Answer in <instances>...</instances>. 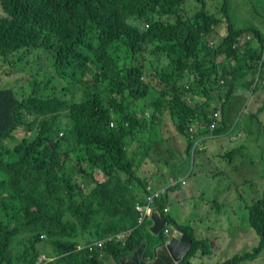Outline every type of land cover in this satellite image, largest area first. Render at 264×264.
Instances as JSON below:
<instances>
[{"label":"trees","instance_id":"obj_1","mask_svg":"<svg viewBox=\"0 0 264 264\" xmlns=\"http://www.w3.org/2000/svg\"><path fill=\"white\" fill-rule=\"evenodd\" d=\"M212 1L0 0V59L8 72L32 78L20 97L14 88L0 87V264H113L143 243L145 256L151 255L166 239L162 230L150 231V218L137 225L134 208L152 178L137 173L141 164L154 155L168 169L174 161L158 153L168 143L161 127L170 126L161 117L167 112L186 138L188 157L189 126L193 137L236 133L228 132L226 105L251 87L264 41V0H239L260 6L248 20L239 16L242 8L234 10L235 0ZM247 34L251 39L243 41ZM35 49L51 54L65 85L35 79L36 72L21 62ZM260 104L262 112L263 99ZM242 135L245 146H230L226 160L237 150L242 155ZM244 189L241 209L257 244L212 264H241L264 250V187L235 182V192ZM167 202L162 197L158 206ZM169 222L191 240L179 264H195L197 254L210 253L208 240L192 226ZM130 228L125 242L84 247ZM40 254L46 259L38 261Z\"/></svg>","mask_w":264,"mask_h":264},{"label":"rangeland","instance_id":"obj_2","mask_svg":"<svg viewBox=\"0 0 264 264\" xmlns=\"http://www.w3.org/2000/svg\"><path fill=\"white\" fill-rule=\"evenodd\" d=\"M216 3L215 0L212 1L213 6L216 5ZM239 7L242 8L239 16L243 19L247 17V20L251 18V13L249 12L260 10V6L254 8L242 6L239 0H235L233 4L234 10ZM262 11L263 10H261V12ZM21 62L26 63V66H30L31 69H33L31 70L32 74L34 71L36 72L35 79L38 82L44 83L49 80V82L53 83L59 82L61 86L66 84L55 75L52 66V57L48 51L43 49L32 50L30 55L22 57ZM8 71V64L0 59V87H12L16 90L17 97H20V88L26 85L28 80L32 78H28V74L25 71ZM51 72L53 77L51 76ZM253 75L254 78H256L257 73H253L252 76ZM258 76L260 82L257 86H261L260 89H264V65L261 67ZM152 84L157 85V83L154 82H152ZM50 86L51 83L48 84L46 88L48 89ZM44 89L43 86V90ZM241 96L243 97L241 98ZM195 97L201 98L197 95H195ZM251 97L252 92L250 91H237L231 97L233 99H230L226 105V115L229 118L236 117L235 119L233 118L235 128L239 126L244 130V138L242 140L247 144L242 155L238 154V156L234 158L231 166V174L229 175H218L214 180L206 178L203 171L208 169V163L205 161L204 155L197 152L198 143L195 141L192 142L189 149L190 157H188L185 152L188 146L186 138L177 134L172 125L169 126V129L164 126L161 127V134L163 138L168 139V143H166V151H164L165 147L162 145L158 148V153L163 152V155L165 153L168 161H170L168 157V155H170L174 161L168 162L169 169L171 171L180 172L183 175L187 174L188 182L184 187L180 188L178 195L182 197L180 202L185 203L187 206L190 205V208L188 210L180 209L177 201L173 199L171 201L170 216L172 218L177 217L178 222L182 225L194 226L196 229L199 228L197 231H194V234H203L209 243L206 241L204 242L210 246L216 237L220 238L219 245L216 246L214 244L213 246L214 248L218 247V249H215L210 255L207 254L202 256L197 254L194 257L195 264L216 263L226 258H231L236 254L251 251L257 244L258 237L247 223L244 212L241 209V204H243L246 199L244 195L246 189L238 193L234 191L235 182H250L251 179L257 182L259 186L264 187V98ZM262 99L263 111L260 112V100ZM214 102L217 101H210V103ZM248 106L249 109L246 111ZM211 108L212 105L209 104V110H211ZM217 110H220V107H218L216 111ZM249 113L253 115H249ZM161 120L162 123L173 121L167 112H164ZM203 125L206 126L208 124L203 123ZM15 133L17 137H22L24 135L22 129L16 130ZM141 137H144V135H141ZM176 137L180 139L177 140ZM236 143H240V141L232 142V145ZM202 149L203 148L199 150ZM149 159L150 162L146 160L142 168L140 166L141 169L139 168V170L141 172H150L151 169L157 166H159V168L167 167V163L163 161V157L154 155L149 157ZM213 162L214 166L220 167L216 160ZM3 175L4 174L0 172V178ZM97 177H99L98 174ZM228 188H230V192L227 193L225 197L218 196ZM185 194L188 195L186 201H184ZM237 196H243V199H237ZM217 201L219 205L212 208L211 205L214 202L217 203ZM178 211L180 212L178 213ZM108 262V259H105L104 264H108ZM12 263L17 264L16 261H12ZM19 264L24 263L20 262ZM241 264H264V250L261 251L254 260L245 261Z\"/></svg>","mask_w":264,"mask_h":264},{"label":"crops","instance_id":"obj_3","mask_svg":"<svg viewBox=\"0 0 264 264\" xmlns=\"http://www.w3.org/2000/svg\"><path fill=\"white\" fill-rule=\"evenodd\" d=\"M260 91H261V93H260ZM240 92H246V91H240ZM258 93H260V94H258ZM242 97L243 96H241V98ZM251 98H264V89L258 88V90L254 93V95ZM235 110H236V108H235ZM233 118L235 119V117H232V118H229V120L232 121ZM166 123H168L169 125H172L171 121L170 122H166ZM235 130H236V133H231V134H226V133L225 134H218L214 138H211L208 133L207 134H204V135L198 136V138H199V145H198L197 152H200L202 155H204L205 161L208 163V169L206 171H203L205 173L204 176L206 178L214 180L215 177L218 176V175H226V174L229 175V174H231V166H232V163L234 161V158H236L238 156V153H240V152L237 150L236 151L237 153H233L227 160H226V157L224 158L223 156H226V153H227V151H228V149H229L230 146H234V147H238L240 145L245 146L242 142L236 143L235 145H232V142H237L238 140H241L242 137L240 138V136L244 133V130L241 129L239 126L236 127ZM238 132H240L241 135L237 137L236 134ZM214 144H216V145H214ZM201 148H203V149L202 150H199ZM214 160H216L218 162V164L220 165V167L214 166V162H213ZM143 164L144 163L141 164V168H142V165ZM158 169H160V172H159ZM137 173H140L141 175H144V173H148V174L151 173V175H152L151 180L155 184H161L162 182H164L166 180V178L168 176H170L172 174L168 170V168H166V167L159 168V166H157L156 168L151 169L150 172H146V171L145 172H141L138 169L137 170ZM156 173H158L157 176H156ZM181 175H183V174H181ZM250 181H252V179ZM187 183L188 182H187V178H186V184ZM179 190H180V188L174 189L167 196L168 205H169V212H168V216L169 217L166 215V218L168 220H169V218L174 219L177 223H179L178 222V218L177 217L176 218H172L170 216L171 201L173 199H175L177 201L178 206L180 207V209L188 210L190 208V205L187 206L185 203H181L180 202V200H181L182 197L178 195L179 194ZM226 190L221 193L222 195L219 194L218 196L225 197L227 195V193L230 192V191H226ZM187 199H188V195L185 194L184 195V201H186ZM218 205H219V202L217 201V203L214 202L211 205V207L212 208H215ZM179 212L180 211H178V213ZM152 217H153V219H152ZM157 218H158L157 216H155L153 214L151 215V217H150V220H151L150 226H152L153 223H157ZM150 226H149V228H150ZM192 227L194 228V226H192ZM198 229H196V227H195L194 228V231H197ZM196 234H197L196 236L199 237V238H205L204 235L201 234V233H196ZM219 242H220V238L219 237H216L212 241V243H211V251H210L209 255L212 254V252H214L215 249H218V247L217 248H214L213 246H214V244L216 246H218L219 245ZM108 261H109L108 264H111V261L110 260H108Z\"/></svg>","mask_w":264,"mask_h":264},{"label":"built area","instance_id":"obj_4","mask_svg":"<svg viewBox=\"0 0 264 264\" xmlns=\"http://www.w3.org/2000/svg\"><path fill=\"white\" fill-rule=\"evenodd\" d=\"M252 35H245L244 36V40L247 39H251ZM263 38H264V32H263ZM259 55L260 58L256 61V70L255 73H257L255 81H254V85L253 87L260 82L259 80V76L258 73L261 70V67L264 65V41L260 47L259 50ZM214 116L216 117V119L219 116L218 112L214 113ZM236 118V117H235ZM113 124L111 123L110 126H112ZM209 130H213L215 128V120H212L209 125H208ZM235 129V125L232 121L231 127L229 128V131ZM194 131L193 127H189V132L192 133ZM240 132H238L236 134V136H240ZM190 137H192V135H190ZM177 184H181L184 185L185 181L182 178H169V180L162 185H155L150 181H146L145 186H144V201L143 202H136L134 208L137 211L138 215H137V225L141 224L145 218H149L151 217V215L154 213V211L158 210V208H155V202H157L162 196L163 194L166 193V191ZM157 207V205H156ZM167 211V207L163 208V212ZM171 227H166L164 228V234L168 237L170 236L171 231L169 230ZM133 228L130 229H125L119 232H115L112 234L107 235L105 238L103 239H99V240H95L89 244L86 245V248H88L89 250H93L96 248H102V246L106 243V242H125L126 238L129 236V234L131 233ZM46 257L45 255L41 254L38 258V261H42L45 260Z\"/></svg>","mask_w":264,"mask_h":264},{"label":"water","instance_id":"obj_5","mask_svg":"<svg viewBox=\"0 0 264 264\" xmlns=\"http://www.w3.org/2000/svg\"><path fill=\"white\" fill-rule=\"evenodd\" d=\"M168 224L169 220L162 216V218H157V223H153L149 229L153 234H157ZM170 231L168 239L154 246L151 255L145 256V243H143L130 257H121L114 264H179L188 251L191 240L184 230L171 227Z\"/></svg>","mask_w":264,"mask_h":264},{"label":"clouds","instance_id":"obj_6","mask_svg":"<svg viewBox=\"0 0 264 264\" xmlns=\"http://www.w3.org/2000/svg\"><path fill=\"white\" fill-rule=\"evenodd\" d=\"M264 32V31H263ZM254 81H255V78H254V76H253V81H252V84H251V87L248 89V90H245V91H250V92H252V96L254 95V93L258 90V88H260L261 86H259L258 88H255V90H254V87H256L257 86V84L253 87V85H254ZM246 100H247V98H246ZM215 112H217V111H215ZM214 112V113H215ZM214 115V114H213ZM215 117V116H214ZM215 121H217V119H216V117H215ZM233 121V120H232ZM202 124H200V126H201ZM189 127H193V126H189ZM189 127H188V130H189ZM194 128V127H193ZM208 130H209V128H208ZM235 130V129H234ZM196 130H195V128H194V131L192 132V133H190L189 132V136L190 135H192V137H190L193 141H195V142H197L198 143V145H199V138H198V136H195V137H193V133L195 132ZM209 131H212V130H209ZM228 132H229V130H228ZM207 134V133H206ZM209 135H210V137L211 138H214L216 135H218V134H210V133H208ZM231 134V133H230ZM198 145H197V150H198ZM173 158H169V160L171 161ZM172 162V161H171ZM169 170V169H168ZM170 171V170H169ZM182 173H180L179 175H177L176 177H174V176H172V175H170V176H168L167 178H166V180L164 181V182H162L161 184H155L151 179H148L147 181H150V182H152L153 184H155V185H162V184H165L168 180H169V178H182L184 181H185V184L184 185H181V184H177V185H174V186H172V187H170L167 191H166V193L165 194H163V196L162 197H167L168 196V194L172 191V190H174V189H177V188H181V187H184L185 185H186V178H187V174L186 175H181ZM146 183V182H145ZM145 186V185H144ZM145 194V193H144ZM161 197V198H162ZM160 198V199H161ZM159 199V200H160ZM158 200V201H159ZM168 200V199H167ZM158 201L157 202H155V208H158V210H156V211H154V213H153V215H155V216H157L158 218H162V216H164V217H166V215L168 216V212H169V205H168V202L164 205V206H161V207H159L158 206ZM143 202V201H142ZM156 205H157V207H156ZM164 207H167V211L166 212H163V208ZM150 218V217H149ZM166 227H173V228H175L173 225H171L170 224V222H169V224L167 225V226H165L164 228H166ZM164 228L162 229V231H163V233H164ZM165 235V234H164ZM165 240H167V236L165 235ZM87 245V244H86ZM86 245L84 246L85 248H86ZM81 247V246H80Z\"/></svg>","mask_w":264,"mask_h":264},{"label":"flooded vegetation","instance_id":"obj_7","mask_svg":"<svg viewBox=\"0 0 264 264\" xmlns=\"http://www.w3.org/2000/svg\"><path fill=\"white\" fill-rule=\"evenodd\" d=\"M170 230V229H169Z\"/></svg>","mask_w":264,"mask_h":264}]
</instances>
